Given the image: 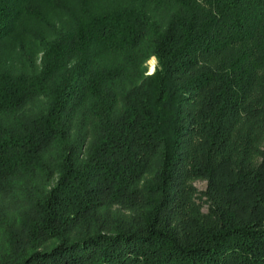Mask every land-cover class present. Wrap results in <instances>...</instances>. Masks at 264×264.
I'll return each instance as SVG.
<instances>
[{"label": "trees", "instance_id": "1", "mask_svg": "<svg viewBox=\"0 0 264 264\" xmlns=\"http://www.w3.org/2000/svg\"><path fill=\"white\" fill-rule=\"evenodd\" d=\"M0 264H264V0H0Z\"/></svg>", "mask_w": 264, "mask_h": 264}, {"label": "rangeland", "instance_id": "2", "mask_svg": "<svg viewBox=\"0 0 264 264\" xmlns=\"http://www.w3.org/2000/svg\"><path fill=\"white\" fill-rule=\"evenodd\" d=\"M157 60L155 56L150 57L147 60V74H152L155 71ZM153 68V69H152ZM193 187L197 190L198 193H202L206 190V182L202 180H197L192 182ZM198 203L202 206L203 211H206L207 205L204 202V199L198 200Z\"/></svg>", "mask_w": 264, "mask_h": 264}, {"label": "bare ground", "instance_id": "3", "mask_svg": "<svg viewBox=\"0 0 264 264\" xmlns=\"http://www.w3.org/2000/svg\"><path fill=\"white\" fill-rule=\"evenodd\" d=\"M153 69V68H152Z\"/></svg>", "mask_w": 264, "mask_h": 264}]
</instances>
